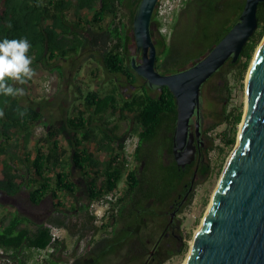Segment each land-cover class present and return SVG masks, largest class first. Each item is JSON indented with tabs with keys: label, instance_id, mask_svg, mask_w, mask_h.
<instances>
[{
	"label": "trees",
	"instance_id": "1",
	"mask_svg": "<svg viewBox=\"0 0 264 264\" xmlns=\"http://www.w3.org/2000/svg\"><path fill=\"white\" fill-rule=\"evenodd\" d=\"M139 1L0 0V40L27 38L32 45L29 55L33 58L34 70L39 66L45 68L53 65L59 73V60L89 52L88 58L96 60L109 73L120 75L133 84L137 78L143 79L131 66L132 58L138 62L134 51L132 20ZM244 2L185 0L168 38L159 32L161 23L152 15L150 30L156 47L155 69L164 74L174 73L201 59L237 21ZM228 8L231 12L224 16ZM232 15H236V18L232 19ZM256 16L257 28L238 58L234 62L230 59L226 62L233 77L241 78L246 72L254 50L264 35V2L258 3ZM219 17L220 21L217 20ZM191 32L193 35L185 37ZM185 49H195V52L184 53ZM154 88L158 89V93L151 92ZM17 109L26 112V115L21 117ZM0 110L5 114L0 118V164L4 174L0 191L6 196H14L25 186L32 204H38L48 195L56 201L57 207H62L59 194L65 192L74 195L76 185L63 165L62 156L66 150L60 145L61 130L54 124L44 123L47 147L44 150L43 146L36 145L33 154L27 148L33 128L43 121L40 106L22 103L19 96L0 95ZM107 114L117 120H131L133 127L129 133L136 136L132 161L135 164L144 162L140 176H137L136 166L129 167L124 141L118 140L114 134L117 126L110 128L105 125L107 121H103V117ZM241 114L239 108L231 123V132L223 133L222 142L227 148L235 144L234 132ZM96 121H100V124L97 125ZM175 121L176 102L170 90L166 86L149 85L146 80L141 90L128 98L122 97L116 85L104 93L95 89L82 96L81 108L66 118L65 123L72 132L69 161L82 175L87 190L85 203L72 206V210L78 209L86 215L83 228H92L93 232H97V227L92 225L94 216L89 214V207L105 194L116 191L122 178L125 186L110 204L111 217L115 210H123L127 204L134 209L142 201L162 202L174 193L181 182L183 169L175 161L164 165L161 157L164 150L171 153ZM94 145L95 151L105 154V159L91 150ZM154 156L155 159L152 158ZM194 164L192 162L188 166L192 175L195 172ZM18 165L25 167L21 170ZM203 168L202 171H205L206 166ZM29 222L18 212H11L0 219L2 256L16 264H25V250L49 249L43 262L59 264L67 247L66 242L64 238L53 237L48 223L65 228L69 233H74L73 228L77 223L70 226L49 217L30 228ZM86 222L90 225L86 226ZM108 240L101 235L98 241L88 246L86 253L98 254L95 258L106 255L114 249L113 244L107 243ZM136 240L135 243L141 242L139 238Z\"/></svg>",
	"mask_w": 264,
	"mask_h": 264
},
{
	"label": "rangeland",
	"instance_id": "2",
	"mask_svg": "<svg viewBox=\"0 0 264 264\" xmlns=\"http://www.w3.org/2000/svg\"><path fill=\"white\" fill-rule=\"evenodd\" d=\"M164 2L162 0L161 7L158 10H154L153 16L161 23L159 32L168 38L169 35H167L166 31L170 30L172 32L174 20L180 17L181 8L175 9L170 15V22H166L164 18L166 14ZM230 12L231 9L228 8L224 12V16ZM221 17L217 20L220 21ZM231 18L235 19L236 15H232ZM191 35H193V32L185 34V37ZM134 51L136 60L139 62L140 51ZM194 52L195 49L184 50V53ZM88 53H79L68 57L66 60H59L57 62V66L60 67L59 73L57 69L53 68V65L45 68L39 66L35 70L36 76L33 80L22 86L26 95L19 96V100L22 103L38 105L43 113V121L33 128L28 143L27 149L31 153L34 154L36 145L43 146L44 150L47 147L44 123L54 124L61 130L60 145L66 150V153L62 156L63 165L75 182L76 191L74 195H68L65 192L60 193L59 198L63 206L57 207L55 205L56 201L48 195L42 198L38 204H32L28 199V189L25 186H22L18 194L14 196H6L4 192L0 191V219L8 216L11 212H18L29 219L28 225L30 228H33L36 223L46 221L49 217L56 220L59 219L70 226L73 223H77V226L73 228L74 233H69L65 228L48 223L51 230L58 237L64 238L66 242L67 247L61 255L62 260L59 264H70L74 261L75 264H183L195 230L205 214L227 158L235 146L234 144L232 148H227L223 144V133L231 132V123L239 108L242 112L241 118L243 116L245 77L251 61L241 78L233 77V73L229 72L230 68L226 63L201 86L199 135L201 136L202 144L199 156L195 150L194 159L192 160L193 163L196 161L195 164L198 163L199 167L193 178L192 197L182 206L179 212L172 216V223L164 231L172 211L169 206L170 201L176 196L175 193L162 202L142 201L134 209H130V205L127 204L123 209V221L117 223L115 229L118 230L123 224L125 226L127 224L132 228L133 234L132 238L129 239L130 243L119 245L117 240L119 241L122 235L120 231H117L116 236L115 232L113 235L109 229L100 227L110 211V204L114 201L94 203L90 205L88 210L89 214L94 216L92 225L96 226L97 229L98 227L106 229L108 236H110L107 243H111L114 246L111 252L95 258L98 254H87L86 251L88 246L101 237L105 231L97 230V232H93L92 228H83L82 225L86 221V215L78 209L72 210V206L76 205V203H85L87 190L82 175L72 167L69 161L72 132L66 126V118L73 116L76 110L81 108L82 96L89 90L98 89L101 93H104L116 85L117 91L122 97L128 98L133 93L141 90L145 80L137 78L133 84L128 83L124 77L109 73L96 60L88 58ZM17 86L21 87L20 85ZM151 92L156 94L158 89H151ZM104 120L107 121V124H105L107 127L117 126L114 134L118 140L124 141L129 167L134 168L135 163L132 161V151L136 143V136L132 132L129 133L133 127L131 120H117L108 114L104 115ZM195 121L196 116L193 115L191 117L192 130L194 129ZM240 122L236 125L234 132L235 143ZM96 124L99 125L100 121H96ZM91 150L95 151V145ZM95 152L101 156V159L106 158L103 152L98 150ZM152 158L155 159V156ZM202 165L206 166L205 171H202ZM17 167L23 170L25 166L18 165ZM29 175L31 176V174ZM152 178L154 177L152 176ZM19 181L17 180V182ZM3 182L4 174L0 164V186L3 185ZM124 186L125 180L122 178L115 191L117 195ZM142 210L144 211L143 213L141 212ZM137 211L141 213H137ZM106 220L109 221V218ZM85 225L88 226L90 223L86 222ZM137 238L141 242L135 243L138 241L136 240ZM24 253L26 256L24 259L25 264H46L43 259L46 257L47 251L38 252L35 249H27ZM0 264H3L1 260Z\"/></svg>",
	"mask_w": 264,
	"mask_h": 264
},
{
	"label": "water",
	"instance_id": "3",
	"mask_svg": "<svg viewBox=\"0 0 264 264\" xmlns=\"http://www.w3.org/2000/svg\"><path fill=\"white\" fill-rule=\"evenodd\" d=\"M157 2L139 1L132 31L141 57L139 62L132 58L131 66L149 85L166 86L175 98L172 150L181 167L194 159L195 149H187L193 141L189 126L195 115L198 136L201 86L229 59L236 61L257 28V6L264 0H245L237 21L208 53L191 66L167 74L154 67L150 22ZM245 98L235 146L184 264H264V36L245 77Z\"/></svg>",
	"mask_w": 264,
	"mask_h": 264
},
{
	"label": "clouds",
	"instance_id": "4",
	"mask_svg": "<svg viewBox=\"0 0 264 264\" xmlns=\"http://www.w3.org/2000/svg\"><path fill=\"white\" fill-rule=\"evenodd\" d=\"M8 27L10 28L11 24ZM31 47L27 38L0 40V95L12 98L26 95L22 86L36 76L32 67L33 58L29 55ZM17 111L21 117L26 115V112L19 109ZM4 115L3 110H0V118Z\"/></svg>",
	"mask_w": 264,
	"mask_h": 264
},
{
	"label": "flooded vegetation",
	"instance_id": "5",
	"mask_svg": "<svg viewBox=\"0 0 264 264\" xmlns=\"http://www.w3.org/2000/svg\"><path fill=\"white\" fill-rule=\"evenodd\" d=\"M189 131L193 133V141L191 142V144H189V146L187 147V149H191L194 148L196 150V154L199 156L200 153V146L202 144L201 142V136L198 135L196 136L194 134V129L192 130L191 127V119H190V126H189ZM172 144H173V140L171 142V149H172ZM186 149V150H187ZM185 150V151H186ZM161 161L164 165H169L172 161H175V154L173 153V150H171V153H167L165 150L163 152V156L161 157ZM196 162V161H194ZM176 163V161H175ZM192 163V162H191ZM186 164L185 166H181V168L183 169V175H182V179L181 182L178 184L177 189H175L174 193L176 194V196L171 199L170 201V207L172 209L171 211V215L169 217L168 223L166 224L164 231L168 228L169 224L172 223V216L176 213L179 212L182 208V206L191 199L192 197V184H193V178L197 172L198 169V163L194 164L195 166V172L192 175L191 174V168H189L188 166L191 164ZM143 165L144 162L142 161H138L137 164H135L136 168H137V176H140V173H142V169H143ZM177 165V164H176ZM201 169L203 170V165L201 167ZM190 170V171H189ZM152 201V200H150ZM142 213L144 212L143 210L141 211ZM140 211H137V213H141ZM113 217L110 216V213H108L105 217V221L103 223H101L100 227H105L106 229H109V231L111 232V234L114 235V232L117 236V231L121 232V237L119 239V241L117 240L119 245H122L123 243L128 244L129 239L132 238V234H133V230L131 227H129L127 224L126 226L123 224L118 230L115 229V226L117 225V223L122 222V218H124L123 216V210H115ZM128 217V216H126ZM109 218V221H107L106 219ZM128 226V227H127ZM106 229H100L98 227V231L99 230H103L105 231V233H102V236H106L107 238H110V236H107L106 233ZM100 239L97 238V241ZM132 243V242H131ZM74 261V260H73ZM92 261V260H91ZM95 262V261H92ZM73 263V262H72ZM70 263V264H72ZM95 264V263H94Z\"/></svg>",
	"mask_w": 264,
	"mask_h": 264
},
{
	"label": "built area",
	"instance_id": "6",
	"mask_svg": "<svg viewBox=\"0 0 264 264\" xmlns=\"http://www.w3.org/2000/svg\"><path fill=\"white\" fill-rule=\"evenodd\" d=\"M165 2L163 3V5H165V10H166V14L164 16L166 22H170V19H171V14L172 12L175 10V9H179L180 7L183 6L185 0H164ZM161 3H162V0H158L157 2V7L156 9L154 10H158L160 7H161ZM167 35H170L171 31L168 30L166 31ZM116 192L115 191H112V192H109L107 194H105L102 198L98 199L97 201L93 202L92 204L94 203H102L103 201H114L116 199ZM91 204V205H92ZM52 235L53 237H58L53 231H52ZM45 251H50L49 249H45V250H38V252H45ZM3 254V251L0 249V260L1 262L4 261L5 264H16L15 262H13L12 260L6 258V257H3L2 256ZM3 263V262H2Z\"/></svg>",
	"mask_w": 264,
	"mask_h": 264
},
{
	"label": "bare ground",
	"instance_id": "7",
	"mask_svg": "<svg viewBox=\"0 0 264 264\" xmlns=\"http://www.w3.org/2000/svg\"><path fill=\"white\" fill-rule=\"evenodd\" d=\"M247 75V74H246ZM245 107H244V110H245V108H246V98H245V105H244ZM226 164V163H225ZM217 186H218V183H217V185H216V187H215V189L217 188ZM215 191V190H214ZM211 199H212V197H211ZM210 203H211V200H210V202H209V204H208V206H207V209H206V211L208 210V208H209V206H210ZM206 211H205V213H206ZM204 217V216H203ZM202 221H203V218H202V220H201V222H200V224H199V226L197 227V229L195 230V233L197 232V230L201 227V225H202ZM194 233V234H195ZM192 241H193V239L191 240V244H192ZM68 245V244H67ZM191 246V245H190ZM183 264H184V261H183Z\"/></svg>",
	"mask_w": 264,
	"mask_h": 264
}]
</instances>
